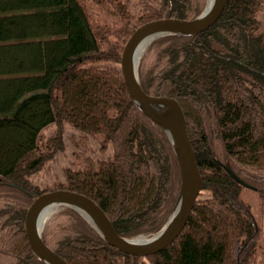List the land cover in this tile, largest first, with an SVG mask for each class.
I'll use <instances>...</instances> for the list:
<instances>
[{"label": "trees", "instance_id": "1", "mask_svg": "<svg viewBox=\"0 0 264 264\" xmlns=\"http://www.w3.org/2000/svg\"><path fill=\"white\" fill-rule=\"evenodd\" d=\"M88 1L115 23L96 18ZM204 4L0 0V264H46L30 247L25 214L54 188L92 197L120 235H151L164 225L180 187L178 161L163 128L129 95L121 51L138 25L193 18ZM138 77L144 91L175 97L185 113L202 188L184 227L163 249L133 255L61 206L44 223L43 240L70 264H257L264 251V0H225L195 35L152 39ZM64 122L80 142L102 134L112 156L85 157L39 184L33 175L63 147ZM226 164L258 191V216Z\"/></svg>", "mask_w": 264, "mask_h": 264}, {"label": "water", "instance_id": "2", "mask_svg": "<svg viewBox=\"0 0 264 264\" xmlns=\"http://www.w3.org/2000/svg\"><path fill=\"white\" fill-rule=\"evenodd\" d=\"M225 0H210L207 7L193 18L160 17L138 25L125 41L120 57V68L129 95L135 104L167 134L176 155L180 171V187L176 202L164 225L151 235L126 237L120 235L102 207L85 193L56 188L38 194L25 214V232L32 251L46 264H70L42 238L40 217L50 206H69L80 212L102 238L120 250L148 256L169 245L184 227L195 200L202 188V175L188 135L184 110L180 102L169 95L149 94L141 87L138 77L140 46L161 35H195L208 28L221 14ZM229 174L240 184L253 188L242 180L229 165Z\"/></svg>", "mask_w": 264, "mask_h": 264}, {"label": "rangeland", "instance_id": "3", "mask_svg": "<svg viewBox=\"0 0 264 264\" xmlns=\"http://www.w3.org/2000/svg\"><path fill=\"white\" fill-rule=\"evenodd\" d=\"M209 0H205L204 8L207 7ZM88 5L91 9L93 15L98 18L100 21H109L115 23V18L109 13H106L101 6L96 3L88 1ZM202 10V11H203ZM201 11V12H202ZM132 33V32H131ZM130 33V34H131ZM129 37V36H128ZM127 37V38H128ZM127 40V39H126ZM125 40V41H126ZM148 46V45H147ZM146 46V48H147ZM146 48L143 50L140 58L144 54ZM140 61V59H139ZM64 132V145L63 147L55 154V156L46 162L44 167L41 168L33 178L39 183L44 184L51 183L54 178L62 177V169L63 167H77L81 163H83V159L85 157L91 156L94 158L107 159L112 156V147L109 141H104V136L102 134H97L96 136H91L87 141H78L79 132L72 125L67 122L63 123ZM56 124H50L44 130V136L50 135ZM80 145V146H79ZM56 189V188H54ZM52 190V189H50ZM48 191V190H46ZM240 196L243 200H245L249 205L251 211L258 216L259 214V196L258 191L251 187H242L240 191ZM60 207L56 208L50 216H52L55 212H57ZM49 216V217H50ZM48 217V218H49ZM169 217V216H168ZM58 218H55L57 220ZM159 231V230H158ZM144 235V234H142ZM259 257L257 260V264H264V251L259 252ZM142 264H151L147 259H144Z\"/></svg>", "mask_w": 264, "mask_h": 264}, {"label": "bare ground", "instance_id": "4", "mask_svg": "<svg viewBox=\"0 0 264 264\" xmlns=\"http://www.w3.org/2000/svg\"><path fill=\"white\" fill-rule=\"evenodd\" d=\"M209 2H210V0H209ZM208 2V3H209ZM208 5V4H207ZM149 40L150 39H148V40H146L143 44H142V46H140V49H139V52L137 53V55H138V57H139V55H141L142 54V52H143V50L146 48V46L150 43L149 42ZM126 86V85H125ZM126 89H127V87H126ZM128 91V90H127ZM128 93H129V91H128ZM59 206H50V207H48V208H46L44 211H43V213H42V215H41V217H40V224H43L44 225V223L46 222V220L48 219V217L52 214V212L56 209V208H58ZM61 207V206H60Z\"/></svg>", "mask_w": 264, "mask_h": 264}]
</instances>
